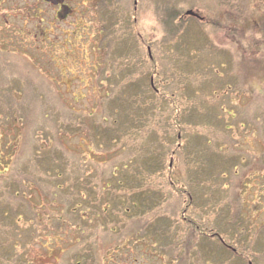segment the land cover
<instances>
[{"label":"rangeland","instance_id":"374dc122","mask_svg":"<svg viewBox=\"0 0 264 264\" xmlns=\"http://www.w3.org/2000/svg\"><path fill=\"white\" fill-rule=\"evenodd\" d=\"M0 264H264V0H0Z\"/></svg>","mask_w":264,"mask_h":264},{"label":"trees","instance_id":"16d2710c","mask_svg":"<svg viewBox=\"0 0 264 264\" xmlns=\"http://www.w3.org/2000/svg\"><path fill=\"white\" fill-rule=\"evenodd\" d=\"M10 92L8 91V94H9ZM5 94H6V92H5ZM108 95V94H107ZM109 101H111V99L110 100H108V101H106V103L107 102H109ZM113 112V114L115 113L114 111H112ZM105 113H106V110H105ZM103 118H105V114L103 115ZM54 149L52 148V147H49L48 148V151H49V153H53V152H55V151H53ZM38 153H40V152H38ZM44 171L46 172V173H48L47 172V169L46 168H44ZM58 171H59V173H64V168L61 166V167H59L58 168ZM59 176H57L56 178H58ZM62 190H65L64 188H60L59 186L56 188V191L59 193L60 191H62ZM76 211V210H75Z\"/></svg>","mask_w":264,"mask_h":264},{"label":"water","instance_id":"95a60500","mask_svg":"<svg viewBox=\"0 0 264 264\" xmlns=\"http://www.w3.org/2000/svg\"><path fill=\"white\" fill-rule=\"evenodd\" d=\"M188 15H192V16H196L195 13L193 11H188L187 12Z\"/></svg>","mask_w":264,"mask_h":264}]
</instances>
